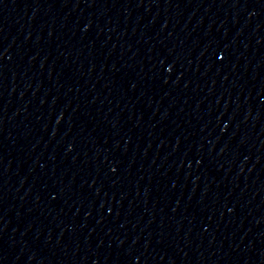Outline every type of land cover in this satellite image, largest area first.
Listing matches in <instances>:
<instances>
[{"label": "water", "instance_id": "1", "mask_svg": "<svg viewBox=\"0 0 264 264\" xmlns=\"http://www.w3.org/2000/svg\"><path fill=\"white\" fill-rule=\"evenodd\" d=\"M0 264H264V0H0Z\"/></svg>", "mask_w": 264, "mask_h": 264}]
</instances>
